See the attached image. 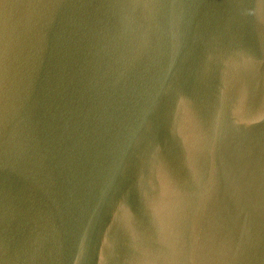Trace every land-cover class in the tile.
<instances>
[{"label": "water", "instance_id": "water-1", "mask_svg": "<svg viewBox=\"0 0 264 264\" xmlns=\"http://www.w3.org/2000/svg\"><path fill=\"white\" fill-rule=\"evenodd\" d=\"M0 264H264V0H0Z\"/></svg>", "mask_w": 264, "mask_h": 264}]
</instances>
